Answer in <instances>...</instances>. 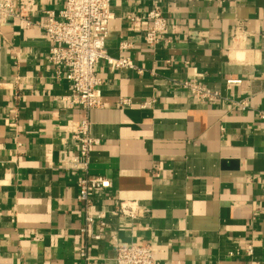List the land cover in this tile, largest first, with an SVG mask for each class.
Masks as SVG:
<instances>
[{"label": "crops", "instance_id": "obj_1", "mask_svg": "<svg viewBox=\"0 0 264 264\" xmlns=\"http://www.w3.org/2000/svg\"><path fill=\"white\" fill-rule=\"evenodd\" d=\"M33 1L42 22L67 0ZM154 5L169 27L152 48L147 23L127 16ZM112 12L106 52L136 68L101 60L104 105L88 112L68 106L70 83L50 69L39 27L17 18L1 29L0 264H115L116 242L152 243L155 264H264V0H113ZM240 24L247 38L233 40ZM193 79L219 97L198 101L180 86ZM86 115L99 141L90 173L148 209L123 224L98 196L101 240L80 231L84 173L59 161L78 152L74 127Z\"/></svg>", "mask_w": 264, "mask_h": 264}, {"label": "built area", "instance_id": "obj_2", "mask_svg": "<svg viewBox=\"0 0 264 264\" xmlns=\"http://www.w3.org/2000/svg\"><path fill=\"white\" fill-rule=\"evenodd\" d=\"M113 0H67L59 10L48 11L41 22L30 17L33 0H0V32L4 24L17 18L25 20L27 26L39 27L50 41L48 65L57 79L70 83L71 93L66 98L69 107H77L85 112L102 107V78L98 74V64L107 60L111 68H136L129 57L113 58L106 52L109 37V23L114 18ZM18 6V7H17ZM127 18L134 24L147 23L145 33L146 44L155 47L168 31L169 21L158 5H154L145 15L128 14ZM264 36V32L262 34ZM247 38L242 24L237 25L233 40ZM240 78L229 79V86L240 84ZM180 86L189 90L200 102H211L219 97V93L199 83L197 79L187 80ZM122 105H130L131 101L123 98ZM245 106V102L239 103ZM78 142V152L70 154L63 150L59 158L66 170H78L84 173L78 181L77 200L83 214L81 234L92 240H101L107 233V212L96 204L98 196L105 203L112 202V212L124 220L123 224L134 222L148 211L137 201L120 200L111 193V181L104 175L90 173L91 149L99 141L90 134L88 116L83 117L74 127ZM114 237V236H113ZM115 238V237H114ZM81 255L86 257L85 247L80 248ZM252 253V246H248ZM155 250L152 243H120L116 242L115 264H155Z\"/></svg>", "mask_w": 264, "mask_h": 264}]
</instances>
